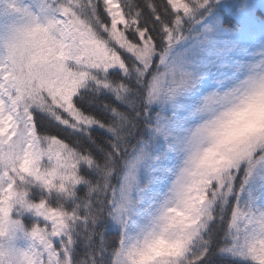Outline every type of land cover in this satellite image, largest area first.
<instances>
[{"label":"snow or ice","instance_id":"6c2138e0","mask_svg":"<svg viewBox=\"0 0 264 264\" xmlns=\"http://www.w3.org/2000/svg\"><path fill=\"white\" fill-rule=\"evenodd\" d=\"M253 8L251 0H10L0 18V264H140L141 238L157 227L174 230L176 248L153 264H264V132L208 167L192 119L199 101L186 97L182 112L154 124L135 103L141 89L148 103L196 89L199 77L167 62L196 25L212 79L255 86L264 19ZM179 145L189 155L168 196L133 226ZM129 150L151 169L148 184L136 165L118 175ZM108 157L115 183L101 195ZM176 206L186 224H172Z\"/></svg>","mask_w":264,"mask_h":264},{"label":"clouds","instance_id":"9594fccd","mask_svg":"<svg viewBox=\"0 0 264 264\" xmlns=\"http://www.w3.org/2000/svg\"><path fill=\"white\" fill-rule=\"evenodd\" d=\"M264 74L256 77V85L240 84L231 89L213 88L200 97L196 116L201 126L197 147L206 150L203 163L212 166L229 146L254 133L264 132V87L260 86ZM173 225L186 224L188 217L181 207L170 213ZM174 230L157 227L141 238L146 245L140 264H153L175 251Z\"/></svg>","mask_w":264,"mask_h":264},{"label":"rangeland","instance_id":"374dc122","mask_svg":"<svg viewBox=\"0 0 264 264\" xmlns=\"http://www.w3.org/2000/svg\"><path fill=\"white\" fill-rule=\"evenodd\" d=\"M251 2L254 5V14L258 19H260V16L257 15V13L259 12L261 15H264V0H251ZM209 20L204 21V26L212 30L210 33L211 35H215L217 32V25L210 23ZM200 33L201 28L199 25H196L192 35L185 37V39L181 40L175 45V47L171 50L167 61L168 63L175 61L181 64V66L188 71H191L194 76L199 77L197 87L196 89H193L192 92L185 93L183 96H178L174 99H168L166 96L161 94L159 99H156L150 103L154 109L159 111V116L170 117L173 116L174 112H182L184 110L183 103L185 98L188 96H192L195 100L200 101V97L208 90L213 88H221L220 84H218L211 77V72L213 69L207 59L206 51L201 44L203 36ZM257 47H259V45H257ZM164 70V66L161 65L159 72H163ZM193 111H195V109H193ZM181 119L183 120L184 117H181ZM192 119L195 120L196 123L199 122L196 115L192 117ZM187 127H195V123L187 124ZM188 155L189 151L183 145L177 146V148L169 154V160L165 165V168L162 170L165 174L160 179H156L150 184L147 192L145 193L146 208L138 215L137 220L133 222V226H135L137 223H143L147 218V211L155 212L162 204L161 202L163 199H165L164 195L168 194L169 189L171 188L162 184V180L174 179L178 175L179 167L183 168L185 166ZM133 165H136L138 177L141 179V181L144 184H148V178L150 176L151 169L143 161L137 163V155L135 153L129 160L124 174L127 172V170L131 169Z\"/></svg>","mask_w":264,"mask_h":264},{"label":"trees","instance_id":"16d2710c","mask_svg":"<svg viewBox=\"0 0 264 264\" xmlns=\"http://www.w3.org/2000/svg\"><path fill=\"white\" fill-rule=\"evenodd\" d=\"M9 0H0V18H3L6 12V5L9 3ZM257 15H259L260 19H264V15H261L259 12L257 13ZM221 25L223 28L227 29L229 26L228 25H223L221 22ZM195 27H192L188 32L185 33V37L192 35V33L195 30ZM159 69H155L154 68V75L158 74ZM143 92L144 89H141V95L137 98L136 106L140 107L141 104H143V106L147 109L148 112V116L145 117V119H149L151 118L152 123L154 124L155 121V117L157 118V116L159 115V111L157 109H154L150 103H148L146 100H144L143 98ZM120 100L123 101V97H120ZM113 103H115V101H113ZM132 103H129V107H132ZM117 116H120L121 118H123L121 113H117ZM148 133H145V139L148 138ZM135 143V142H133ZM134 155V153L129 150L126 158L123 160L122 162V169L120 170V172H118V175H123L125 172V169L127 167V164L129 162V160L132 158V156ZM115 167L114 162L112 160L111 157H108L105 161L104 164L101 165V175H102V179H103V184L105 185L104 189H101V195H103V192L106 190V186L111 182V183H115V180L112 179L113 176V168Z\"/></svg>","mask_w":264,"mask_h":264},{"label":"bare ground","instance_id":"6f19581e","mask_svg":"<svg viewBox=\"0 0 264 264\" xmlns=\"http://www.w3.org/2000/svg\"><path fill=\"white\" fill-rule=\"evenodd\" d=\"M181 169H182V168L179 167L178 174H179V172H180ZM174 179H175V178H174ZM174 179H172V180L164 179V180H162V184L167 185L168 187H171L172 181H173ZM168 194H169V193H168ZM168 194H165V195H164V198H166V197L168 196ZM164 200H165V199H163V201H162L161 203H163Z\"/></svg>","mask_w":264,"mask_h":264}]
</instances>
